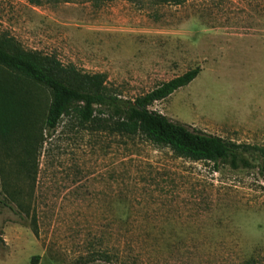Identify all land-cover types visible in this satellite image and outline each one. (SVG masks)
<instances>
[{
    "label": "rangeland",
    "instance_id": "1",
    "mask_svg": "<svg viewBox=\"0 0 264 264\" xmlns=\"http://www.w3.org/2000/svg\"><path fill=\"white\" fill-rule=\"evenodd\" d=\"M0 36L103 73L125 99L198 66L189 84L149 109L264 147V0H0ZM50 99L38 89L31 131L0 139V264L264 259L256 168H215L72 115L48 133ZM97 249L110 261H89Z\"/></svg>",
    "mask_w": 264,
    "mask_h": 264
},
{
    "label": "trees",
    "instance_id": "2",
    "mask_svg": "<svg viewBox=\"0 0 264 264\" xmlns=\"http://www.w3.org/2000/svg\"><path fill=\"white\" fill-rule=\"evenodd\" d=\"M199 70L198 66L188 69L144 94L125 99L107 86L103 73H89L73 64L64 65L54 55L25 50L11 38L0 36V139L7 141L11 136L19 137L31 131L37 91L46 88L51 93L45 117L48 133L55 130L63 116L72 115L78 125L89 123L96 129L120 135H142L156 145L168 147L177 157L210 162L215 168L220 164L234 170L256 168L264 178L263 146L237 143L206 133L149 109L153 102L189 84ZM16 203L28 214L27 207L18 200ZM32 226L36 232L34 218ZM97 258L110 261L109 253L102 249L92 250L88 260ZM240 264H264V259L261 255H250L243 257Z\"/></svg>",
    "mask_w": 264,
    "mask_h": 264
}]
</instances>
